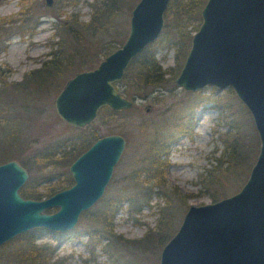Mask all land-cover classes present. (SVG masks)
Wrapping results in <instances>:
<instances>
[{
	"label": "rangeland",
	"instance_id": "rangeland-1",
	"mask_svg": "<svg viewBox=\"0 0 264 264\" xmlns=\"http://www.w3.org/2000/svg\"><path fill=\"white\" fill-rule=\"evenodd\" d=\"M94 1L55 0L48 7L43 0H0L1 20H13L19 17L17 14L23 7L29 6L32 19L28 25L37 22L31 36L27 34L21 38L11 34L6 38L4 32L0 35V84L2 81H20L27 72L40 67L51 50L50 43L57 40V20L70 13H77L82 21L89 20L93 13L91 2ZM138 1L125 0L126 8L108 24V31L102 35L104 42L115 47L113 50L125 40L131 10ZM164 20L165 25V16ZM169 21L173 23L176 17ZM201 21L189 17L181 22L180 29L193 34ZM116 30L122 31L121 36L114 34ZM165 37L171 38V35L167 33ZM156 57L163 69L172 67L176 61L175 48L171 43L163 46L157 50ZM154 95L158 97L154 99ZM55 97L51 104L44 105L41 116L21 112L16 115L21 145L13 148L20 152L21 159H29L38 149H50L59 141L81 137L92 130H96L99 136L110 134L108 123L115 125L113 133L125 138L126 147L102 197L81 213L72 229L49 232L40 227L21 234L32 235L37 246L50 251V264H159L163 246L177 231L188 207L215 202L214 196L218 201L238 192L258 153L259 139L251 114L231 88L218 90L206 86L189 92L177 87L174 80H169L149 97L135 99L133 112L128 117L110 121L106 115L99 116L98 113L91 126L86 128H73L63 122L54 110ZM147 106L149 111H146ZM141 123L147 126L146 130L141 131ZM154 138L163 140L166 145L161 156L165 162L163 184L149 181L136 185L125 180L126 175L141 166L136 162L138 155L149 148L146 141ZM236 140L240 146L234 166L228 158V147L233 142V145L238 144ZM57 160L54 159V165L38 166L30 173L27 171L31 179L28 177L26 182L30 180V184L43 192L48 184L64 179L66 172L70 174L69 167ZM165 198H169V207L175 216L165 242L160 244L156 236L153 242L144 241L140 245L127 242L157 231L159 209L167 204ZM110 200L116 201L118 207L113 219V233L121 238L110 236L97 220ZM26 248H29L28 244L21 241L0 248V264H33L30 260L17 258L18 251Z\"/></svg>",
	"mask_w": 264,
	"mask_h": 264
},
{
	"label": "water",
	"instance_id": "water-1",
	"mask_svg": "<svg viewBox=\"0 0 264 264\" xmlns=\"http://www.w3.org/2000/svg\"><path fill=\"white\" fill-rule=\"evenodd\" d=\"M48 7L55 0H43ZM170 0H139L123 43L93 69L75 73L53 100L56 115L73 128L90 127L103 107L129 109L117 84L130 62L161 35ZM192 34L177 87L231 88L251 114L259 149L240 190L215 202L190 205L163 246L159 264H264V0H206ZM149 106L146 111H149ZM126 147L111 133L95 140L70 165L73 184L48 198H24L29 174L17 160L0 164V246L34 228L72 229L103 195ZM56 208L54 212H46Z\"/></svg>",
	"mask_w": 264,
	"mask_h": 264
},
{
	"label": "trees",
	"instance_id": "trees-1",
	"mask_svg": "<svg viewBox=\"0 0 264 264\" xmlns=\"http://www.w3.org/2000/svg\"><path fill=\"white\" fill-rule=\"evenodd\" d=\"M205 2L206 0H170L164 14L167 24L164 25L160 37L130 62L122 81L117 84L118 90L127 99L134 101L137 98H147L154 91L163 87L166 81H172L176 78L182 68L192 38V34H186L180 29L181 22L189 17L200 22V11ZM91 5L93 6V13L87 21L80 20L77 13H70L65 18L57 20L55 25L57 40L50 43L51 50L40 67L27 72L20 81L1 82L0 164L11 159H17L29 173L31 169L38 166L54 165V159L61 161L63 166L69 167L95 140L102 137L96 130H92L87 135L59 141L50 149H38L31 158L26 160L21 159L20 152L17 150L15 152L13 148L21 145L18 130L19 120H17L18 116L16 115L21 112L27 115L41 116L44 113V105L51 104L50 101L59 93L70 77L77 72L93 69L115 48L104 42L102 35L108 31V24L120 14L122 9L126 8L125 0H95L91 2ZM17 15L19 17L10 21L0 19V35L4 32L6 38H9L11 34H17L22 38L27 34L31 36L34 33L37 22H33L31 26L28 25V21L30 22L32 19V8L23 7ZM173 16L176 17V21L170 23L169 19ZM197 29L198 25L195 26L194 31ZM121 32L116 30L114 34L121 36ZM167 33L171 35V38L165 37ZM170 43L175 48L176 61L174 66L163 69L156 57V52L163 46H169ZM157 97L158 95H154L153 98ZM132 112L133 106L120 111L103 107L99 111V116L103 114L110 121H118L128 117ZM114 127L115 125L108 123L107 128L110 134L113 133ZM140 128L141 131L146 130L147 126L141 123ZM162 141L158 138L146 141L149 148H145L136 160L141 166L126 175L125 180H130L136 185L138 183L146 184L149 181H154L157 185L163 184L165 162L161 160V156L166 145ZM233 143L228 147V158L235 166L237 163L236 152L240 144L237 142L238 144L233 145ZM64 175H66L64 179L59 178L54 184L45 186L43 192L36 189L34 184H30L29 180L19 189V193L22 197L31 199L51 196L73 184L71 175L67 172ZM29 179L31 178L29 177ZM201 181L203 182V180ZM216 200L217 197L214 196V201ZM115 203L116 201L110 200L103 213L97 216V220L110 236L121 238V236L113 233V219L118 210L117 203ZM165 203H167L166 206L159 209L160 218L156 226L157 231L149 232L144 238L136 241H126L140 245L144 241L153 242L154 236H156V240L160 244L164 243L170 235L169 231L172 229L175 217L169 207L171 206L169 198H165ZM54 210L49 208L47 211L53 212ZM17 241L25 242L29 247L25 250H19L16 254L20 261L30 260L33 264H50V251L37 246L30 234L24 236L20 234L17 238L15 237L1 245L0 248L12 245Z\"/></svg>",
	"mask_w": 264,
	"mask_h": 264
}]
</instances>
